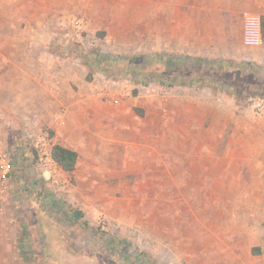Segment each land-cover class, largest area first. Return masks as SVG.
I'll list each match as a JSON object with an SVG mask.
<instances>
[{"label":"rangeland","instance_id":"rangeland-1","mask_svg":"<svg viewBox=\"0 0 264 264\" xmlns=\"http://www.w3.org/2000/svg\"><path fill=\"white\" fill-rule=\"evenodd\" d=\"M28 4L29 29L4 18L0 70L31 57L58 72L61 104L0 111V233L16 249L0 263L264 264L263 45L174 62L139 50L137 0ZM44 133L77 153L71 175L45 160Z\"/></svg>","mask_w":264,"mask_h":264},{"label":"crops","instance_id":"crops-1","mask_svg":"<svg viewBox=\"0 0 264 264\" xmlns=\"http://www.w3.org/2000/svg\"><path fill=\"white\" fill-rule=\"evenodd\" d=\"M31 2L33 0H0V29L6 22L4 18L11 16L17 20L21 17L20 20L25 22L22 30L29 29L27 18L34 13L28 4ZM244 12L260 18L262 16L264 47V0H137L138 48L143 53L152 49L154 53L166 52L174 62L192 59L196 48H200L202 56L208 59L214 53L225 54L226 49L235 45V40L242 44L241 22ZM40 14L47 15V12L42 11ZM20 27L21 24L15 23L14 28H11L17 32ZM236 29L239 32L232 38L231 31L236 33ZM1 42L2 37L0 49ZM13 42L14 45L21 43L16 39ZM3 60L6 63L11 59ZM17 62L19 60L16 57L13 69L12 61V64L9 63L11 70H0V82L6 81V84H0V111H56L61 103L60 100L51 99L56 90L51 82L59 79V73L50 75L44 70V65L40 66L43 70H34L36 61L31 57ZM38 104H42V108L38 109ZM255 151L261 155L256 157L255 166L264 165V151L260 144ZM259 175H264V171ZM258 207L264 208V205ZM3 235L0 233V256L7 251L10 254L16 251L13 236L5 234L4 238Z\"/></svg>","mask_w":264,"mask_h":264},{"label":"built area","instance_id":"built-area-1","mask_svg":"<svg viewBox=\"0 0 264 264\" xmlns=\"http://www.w3.org/2000/svg\"><path fill=\"white\" fill-rule=\"evenodd\" d=\"M242 43L247 48H258L262 45V21L258 15L249 12H244L242 14ZM252 107L260 113L264 112V103L261 101H255ZM46 137L45 133L40 134L36 141L38 143V148L45 156V160L52 163L51 150L46 149ZM8 165V154L2 153L0 155V193H3L6 189Z\"/></svg>","mask_w":264,"mask_h":264},{"label":"trees","instance_id":"trees-1","mask_svg":"<svg viewBox=\"0 0 264 264\" xmlns=\"http://www.w3.org/2000/svg\"><path fill=\"white\" fill-rule=\"evenodd\" d=\"M51 158L53 162L66 174L71 175L76 167L78 155L77 153L59 144H55L51 149ZM79 213L74 216L78 217Z\"/></svg>","mask_w":264,"mask_h":264}]
</instances>
